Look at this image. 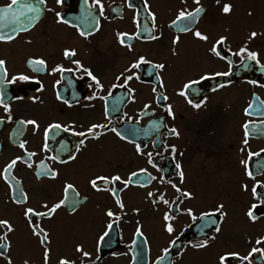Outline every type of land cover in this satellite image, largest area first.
Masks as SVG:
<instances>
[{"label":"flooded vegetation","instance_id":"1","mask_svg":"<svg viewBox=\"0 0 264 264\" xmlns=\"http://www.w3.org/2000/svg\"><path fill=\"white\" fill-rule=\"evenodd\" d=\"M10 2L0 0V8ZM146 2L149 6L147 9L143 7L144 0H101L104 6L101 16L97 7H90L93 0H87V3L85 0H64L60 5L56 4V0H45L43 5H39L42 11L38 20L28 25L27 31L12 33L16 23L11 20V14L9 20L0 21L6 25L0 28V34L15 36L12 41H0V58L6 59L9 75L24 73L34 78L29 82L6 86L8 97H24L23 100L9 101L12 121H7V114L0 108V117L5 118L0 123V170L15 156L23 155V150L18 147L19 141L26 142L28 152L36 153L31 158L33 168L18 162L12 170L11 175L21 181L19 185L10 181L16 186V192H12L8 184L0 179V218L8 219L15 228L9 234L11 248L8 255L12 264H23L24 260H28L29 264H42L43 249L31 235L22 211L25 207H38L44 202L51 205L58 201L62 198L65 182L74 184L80 194V203L75 213L71 211L69 203L58 209L51 219L41 222L51 239L49 264H56L58 256L79 255L74 253L77 243L92 254L91 258L100 256L97 264H156L157 257L162 254V249L170 239L162 227V213L167 208L162 204L153 205L146 194L159 189L166 193L170 201L175 199L174 190L157 181L144 188L133 184L120 193L126 215L114 223L107 238L110 243L102 244L99 252L96 250L97 236L107 222L104 212L112 208L118 215L120 213L113 197L107 192L91 189L88 179L97 174L109 173L127 178L130 172L140 168H147L154 176L164 174L165 179H171L195 197L180 205L181 211L175 213L176 218L172 221L174 235H179L180 240L169 253L171 264H216L219 253L233 250L246 254L255 240L264 236V209L257 213L258 219L255 222L245 215L253 201L250 192L244 191L241 185L248 184L250 189L254 180L244 174V166L240 163L242 159H247L255 180L264 182V171H258L257 168V163L264 161V152H261L264 149V134L259 132L264 129V86H261L264 85V72L255 62L249 61V66L244 67L238 57L229 56L233 62L229 76H213L193 86L199 89L200 95L190 93V99L197 102L206 97L199 109L192 108L183 97L177 95L182 83H186L189 78H198L202 73L229 71L225 61H220L207 51L215 38L227 36L224 47L230 46L236 50L247 40L250 31L264 33V0H221V4H232V11L227 15L219 10L220 5L216 0H200L205 11L190 27L207 35V42L196 39L191 32H179L178 26L170 27L179 10L187 8L191 11L196 7L193 0ZM24 3L38 4V0H19L13 6V12H17ZM170 7L175 9H168ZM88 11L92 12V17L85 19ZM56 12H60L69 23H58ZM149 12L154 14L155 21ZM26 15L30 17L32 14ZM19 19L21 23H26L25 17ZM145 26L148 31H145ZM77 28L91 34L82 37ZM137 31L141 39L133 36L126 40V43L132 45V51L122 46L116 38L118 32L132 36ZM153 32L160 39H148ZM175 36H179L180 40L173 45L172 38ZM248 47L260 53V62L264 64V34L251 40ZM64 48L75 49L77 55L73 59H79L101 80L105 88L101 95H107L111 84L122 83L115 77L138 55H144L154 63L166 64L165 69L156 70L164 84L163 88L159 87L160 82L156 80L155 73L152 76L147 74L151 67L145 65L136 70L141 79L129 82V87L135 90L131 96L126 88H116L112 89L113 95L107 100L108 119L112 122L110 127H117L122 133L130 129L144 130L136 136L129 135V139L141 145L142 153L152 152L154 162L162 172L149 165L145 155H138L133 144L120 140L110 131H104L98 140L87 139L86 146L75 153V145L82 138L63 129H54L47 140L49 150H41L45 142L44 129L49 123L75 124L79 131L90 123L106 122L103 115L105 102L86 99L94 89L87 87L89 81L82 77V73H51L52 67L58 63L74 69L75 66L63 58ZM173 49L176 55L172 54ZM31 57L44 58L48 65L47 71L34 72L27 64V59ZM249 80H256L257 84H250ZM221 84L224 87H219ZM38 88L41 90L37 91ZM153 88H157L155 93ZM213 88L217 90L212 91ZM57 94L61 100L56 99ZM162 95L169 99L158 100L157 97ZM28 97L39 99L33 102ZM63 99H67L71 107L65 105ZM117 101H120L119 111H113V104ZM145 104L150 107L144 109ZM162 104L172 106L175 119L167 115ZM245 109H248V114H245ZM21 119L37 120L39 130L34 132L31 125H25L17 132V128L21 127L17 121ZM152 121L161 124L158 131L151 127ZM246 122L249 123V136L248 144L244 145L243 125ZM171 127L179 131L178 138L168 134L167 128ZM254 128L257 131H253ZM61 141L67 145V150L61 149ZM161 142L176 146L175 160L169 159L170 149L161 146ZM69 150L76 155V159L66 164L48 159L50 156H58L67 160ZM249 152L260 155L249 158ZM156 153H161L163 158ZM42 160L59 173L55 180L37 178L36 165ZM177 161L184 172L183 184H180L178 175L172 174ZM145 179L144 174L133 178L134 181ZM101 187L105 185L101 184ZM117 187L122 185L117 184ZM20 191L28 196L27 203H12V197ZM68 195L71 201L73 194L70 192ZM218 203L224 205L223 210L227 215L220 223L221 230L216 234V239L207 248L194 249L188 246L183 255H177L180 245H188L189 241L195 243L204 238L200 232L202 222L197 220L193 223L183 209L192 207L198 216L200 211H211ZM134 208L140 210L138 214L132 211ZM137 221L142 225L144 237L135 236ZM206 234L213 235L211 228ZM145 238L147 244H143ZM133 239H136V245L132 244ZM137 245H142V252ZM260 247H264V244ZM137 253H140L139 256ZM0 264H5L3 258H0ZM253 264H256L255 260Z\"/></svg>","mask_w":264,"mask_h":264},{"label":"snow or ice","instance_id":"2","mask_svg":"<svg viewBox=\"0 0 264 264\" xmlns=\"http://www.w3.org/2000/svg\"><path fill=\"white\" fill-rule=\"evenodd\" d=\"M64 2V0H56V4L60 5ZM217 4L220 5V11L227 15L231 13L232 11V4L231 3H222L221 0H216ZM19 3V0H11L10 3H8L5 7L0 8V21H7L9 20V14H11V20L16 23V27L12 29V33H16L18 30L27 31L28 25H32L33 21L38 20L40 13L42 11L41 7L39 5H43L45 3V0H38V4H32V3H24L20 5V8L17 10V12H13V6L17 5ZM85 3H87V0H85ZM193 3L196 5L194 9L189 11L187 8H183L178 11L176 17L174 20L171 21V26H178L177 30L179 32H191L193 37L200 41H209V37L205 34H203L199 29L193 30L190 25H193L202 12L205 11V9L200 5V0H193ZM90 7H97L99 9V13L101 16H103V4L101 3V0H93V4ZM129 7H132L131 4H129ZM143 7L147 9L149 6L144 0ZM51 11V9H49ZM31 13L32 15L28 17L26 14ZM149 15L152 16L153 21H155V16L151 12H149ZM249 15L251 13L249 12ZM55 16L57 18L58 23H69L67 20H64L60 12H56ZM20 17H25L26 23H21ZM92 12L88 11L87 16L85 19L91 18ZM187 23H184V22ZM178 22L180 24L178 25ZM6 25L3 23H0V28L5 27ZM75 27V25H72ZM97 28H98V22H97ZM155 27L153 23V28ZM77 31L79 32V35L82 37H87L91 33L80 31L79 28H77ZM145 31H148L147 26H145ZM264 33H258L257 31H250L248 33L247 40L239 46L236 50H233L230 46L225 48V44L228 40V37L225 35H220L218 38H215L214 41L210 44L207 51L211 54V56L219 59L220 61H225L229 66V71L225 72H215L212 74L208 73H202L199 75L198 78H189L186 83H182L180 86V90L178 91L177 95L184 98V100L187 102L188 105H190L192 108L199 109L204 101L206 100V97H204L202 100H199L197 102H194V99L189 98V94H193L194 96H199L200 91L197 88H194V85H200L202 81H206L211 79L213 76H229L231 72L232 67V60L229 59V56L238 57L241 64L244 67H248L249 61L255 62L256 65L259 66L260 70L264 72V64H261L260 62V53L256 50H252L248 47V43L255 39L258 35H262ZM133 36L136 39H141V36L139 34V31L137 33L132 34L130 36L128 33L125 32H118L116 34V38L118 42L128 48L129 51H132V45L126 43V40L132 39ZM15 38L13 34H0V41L2 42H9L12 41ZM150 40H158L160 39V36H157L154 34H150L148 37ZM180 40L179 36H175L172 38V44L176 45L178 44ZM28 43H31V41H28ZM172 54L176 55L175 49L172 50ZM63 58L65 60L70 61L72 65H74L73 68H65L62 64H56L51 69V73H64V72H79L82 73V77H86L89 83L87 84V87L89 89H94L90 95L86 97L87 100H100L105 102L103 115L105 118V123H90L85 129L83 130H76L75 124H61V123H49L47 127L44 129V144L42 146V151L47 152L49 150V146L47 143L49 133L54 129H63L65 132L71 133V135L76 137H81L78 141V143L75 145L74 152L79 153L83 147L86 146L85 141L87 139H93L98 140L103 134L104 131H110L115 134L116 137H118L122 141H127V143L133 144L135 152L138 155H145L147 158V163L151 165L154 169H156L158 172H162V169H160L157 164L154 162V157L152 152L148 153H142L141 145L139 143H136L134 140L129 139V135L136 136L141 131L140 129H130L127 130L126 133H122L117 127H110L111 120L108 119L109 117V109L107 106V100L108 98L112 97L113 92L112 89L116 88H126L128 94L131 96L132 93L135 91L133 88L129 87V82L133 80H140L141 76L138 74L136 70L140 69L142 66L150 65L151 70L147 73L149 76H152L155 73V78L157 81H159V87L163 88L164 84L161 80L159 72L156 70H163L166 67L165 63H154L153 61L147 59L144 55H138L132 62H130L124 70L115 77L117 81H122V83H113L110 85V88L107 90V95H101L100 93L105 91L104 85L101 82V80L93 74V72L90 70V68L85 67L79 59H73L77 55L76 50L72 48H64L62 52ZM28 66L31 67V69L34 72H44L47 71V62L42 57H31L27 59ZM34 79L33 77H30L27 74L19 73V74H13L9 75L8 68H7V61L6 59L0 58V108H2L3 112L6 113V119L7 121H12V109L10 106V100H23V96L14 95L12 97L7 96L6 92V86L17 84L19 82H29L30 80ZM36 83H39V81H36ZM58 83V82H57ZM248 83L250 84H257L256 80H249ZM264 86V85H261ZM219 87H224L223 84L219 85ZM41 89L38 88L37 91H40ZM216 88H213L212 91H216ZM152 91L155 93L157 91V88H153ZM30 100L35 102L38 97H28ZM57 100H61V96L57 94L56 96ZM157 99H162L163 101H167L169 98L168 96L162 95L161 97H157ZM62 102L65 105H68L71 107V104L67 99H63ZM85 107H89V105H86ZM120 107V101H117L113 104V111H119ZM150 106L148 104L144 105V109H148ZM161 107H163L164 111L167 113L169 117H172L175 119V116L172 111V106L170 104H162ZM249 108L252 107L251 104L248 106ZM147 114V113H145ZM245 114H248V109H245ZM126 115V114H125ZM129 120H131V117H128ZM5 120L4 117H0V123H3ZM139 121H137L138 123ZM17 124L21 126L20 128H17V132L21 131V128L25 125H31L33 128V131H37L40 128L39 123L35 119H21L17 121ZM151 127L155 130H159L161 127V124L152 121ZM164 127H167L164 125ZM244 128V140L242 143L244 145L248 144V136H249V123H245L243 125ZM103 130V131H102ZM253 131H257V129H253ZM167 132L171 136L179 137L180 133L175 127L167 128ZM260 134H264V129L259 130ZM61 149L67 150V145L61 141ZM161 146H163L165 149H170V156L169 159L175 160V154L177 153V148L175 145H166L161 142ZM18 147L23 150V155H17L15 158L11 159L8 163H6L2 170H0V179H3L5 183L8 184L9 189L12 192H16V186L21 183L20 180H17L15 176H12V170L15 168L18 162L25 164L28 168H33V164L31 162V158L36 155L35 152H28L26 149V142L25 141H19ZM243 151V149H242ZM261 152H264V149H261ZM156 155H159L163 158L161 153H156ZM182 155V153H181ZM260 153L257 152H249L248 157H258ZM24 157H27L25 159ZM48 159H51L53 161H56L61 164H66L69 161L75 160L76 155L72 153L71 150H69L68 159H61L58 156H50ZM240 163L244 166V174L254 180V183L252 184L251 188L249 189L248 184H242L241 187L244 191L250 192L252 201L249 204V207L245 213V215L248 217V219L252 222H255L258 219L257 213L260 212L262 209H264V182H261L259 180H255V177L253 175V172L249 169V164L247 159H242ZM258 171H264V161H259L257 163ZM36 169L38 170L36 175L37 178L40 179L41 177H47L49 179L55 180L59 173L50 168L43 160L40 161L38 165H36ZM141 174H144L146 179L144 181L136 180L134 181V177H138ZM172 174L179 176L180 184H183L184 182V172L182 170L181 164L177 161L174 164V169L172 171ZM10 181H15V185L12 184ZM153 181H157L161 185H168L171 187V189L174 190L175 193V199L169 200L166 198V193L163 191H160L159 189L157 191H148L146 196L147 198L151 199V202L153 205H165L167 210L162 213V220H163V230L168 234L170 239L167 241V246H165L162 249V254L157 257L156 264H171V261L168 260L169 253L171 249L176 248L178 245V241L180 240L179 235H174L175 229L173 226L172 221L175 220L176 216L175 213H179L181 211L180 205L183 204L185 200H192L194 199V195L192 192L182 189L179 187L176 183H173L171 179H165V175L161 174L159 176H154L150 172H148L147 168H140L138 171H132L128 174L127 178H122L119 174H97L95 177H90L87 181L88 185L91 187V189L95 190L96 192L104 191L109 193L113 199L114 203L119 210V215L117 212L113 211L112 208H108L104 215L107 217V222L105 223L102 231L98 234L96 239V250L97 252L100 251V246L102 244H109L110 240L107 238L110 236V232L113 228L114 223L119 221L122 218V215H126L125 210V204L123 203V200L121 199L120 193L124 192L126 189L129 188L130 185L135 184V186L144 188L146 185L150 184ZM101 184L105 185V187H101ZM117 184L122 185V187H117ZM72 193V199L69 201V193ZM79 192L76 191V188L73 183L71 182H65L63 184V195L62 198L58 199V201L52 203L49 205L47 202L40 203L38 207H25L22 211V215L24 219L27 222V226L30 230V233L33 237H35L40 245V247L43 249L42 251V264H49L50 255H51V239L49 232L42 226V221L45 219H51L53 215L57 212L58 209H60L63 206L68 205L71 203V211L75 213L77 211V207L80 203L78 197ZM28 201V196L23 192L20 191L17 196L12 197V203L14 204H25ZM224 205L222 203H218L214 206V208L211 211H200L199 215L197 216L194 214V210L192 207H186L183 209V212L191 218L192 222L195 223L197 220H200L202 223L200 224V232L204 236L202 240H199L195 243H192L189 241L188 245H180L177 255H183V251L185 247H192L194 249H204L209 246V243L211 241H214L216 239V234L220 232V223L222 222L223 218L227 215V213L223 210ZM134 213H139L138 208L132 209ZM211 228L213 235L208 236L207 230ZM15 231V228L13 224L6 218H0V258H3L5 264H12V260L9 257L8 253L11 248V242L9 240V234L13 233ZM135 236L136 237H144V232L142 231V225L139 221L136 222V228H135ZM147 239L145 238L143 240V244H147ZM133 245L137 244L136 239H133L132 241ZM264 244V236H261L260 238L256 239L254 242V245L250 247V250L247 251L246 254H241L238 251L228 250L221 252L217 255L216 264H253V261L255 260L256 264H264V247H260V245ZM141 249L142 252V245H137ZM74 253L79 255H73V256H58L56 264H85V260H87V264H97V262L100 260V256L96 255L94 258L92 257V254H90L88 251H85L82 244L77 243L74 246ZM140 253H137V256H139ZM256 254H259L258 256ZM23 264H29L28 260H24Z\"/></svg>","mask_w":264,"mask_h":264},{"label":"rangeland","instance_id":"3","mask_svg":"<svg viewBox=\"0 0 264 264\" xmlns=\"http://www.w3.org/2000/svg\"><path fill=\"white\" fill-rule=\"evenodd\" d=\"M158 9H161V8L159 7ZM168 9H170V10H174L175 8H174V7H170V8H168Z\"/></svg>","mask_w":264,"mask_h":264}]
</instances>
